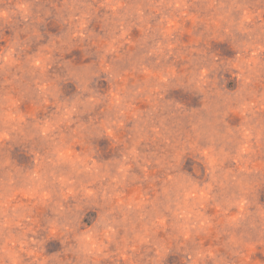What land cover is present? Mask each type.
I'll return each instance as SVG.
<instances>
[{
  "label": "rangeland",
  "instance_id": "1",
  "mask_svg": "<svg viewBox=\"0 0 264 264\" xmlns=\"http://www.w3.org/2000/svg\"><path fill=\"white\" fill-rule=\"evenodd\" d=\"M0 264H264V0H0Z\"/></svg>",
  "mask_w": 264,
  "mask_h": 264
}]
</instances>
